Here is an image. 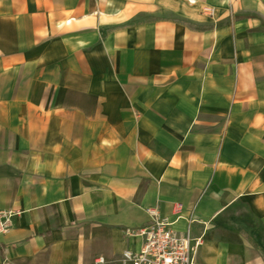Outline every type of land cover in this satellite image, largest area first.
Returning a JSON list of instances; mask_svg holds the SVG:
<instances>
[{"label":"crops","instance_id":"1","mask_svg":"<svg viewBox=\"0 0 264 264\" xmlns=\"http://www.w3.org/2000/svg\"><path fill=\"white\" fill-rule=\"evenodd\" d=\"M0 208V264H119L146 208L264 264V0H0Z\"/></svg>","mask_w":264,"mask_h":264},{"label":"built area","instance_id":"2","mask_svg":"<svg viewBox=\"0 0 264 264\" xmlns=\"http://www.w3.org/2000/svg\"><path fill=\"white\" fill-rule=\"evenodd\" d=\"M179 209L180 204H176L175 212ZM145 212L149 217L146 226L125 231L129 236H141L142 243L137 250H123L119 264H193L188 236L174 230L169 218L160 216L155 208H146ZM17 213L0 208V237L8 232ZM96 261H102V258Z\"/></svg>","mask_w":264,"mask_h":264}]
</instances>
